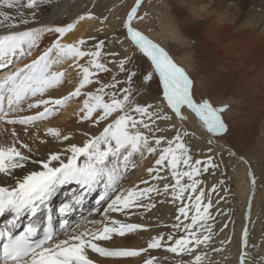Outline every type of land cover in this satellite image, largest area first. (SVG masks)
Here are the masks:
<instances>
[{"label":"snow or ice","instance_id":"6c2138e0","mask_svg":"<svg viewBox=\"0 0 264 264\" xmlns=\"http://www.w3.org/2000/svg\"><path fill=\"white\" fill-rule=\"evenodd\" d=\"M38 2L0 0V28L5 31V34H0V67H4L9 58L18 52L25 53V47L28 49L26 54L30 55L31 50L38 46L43 31L57 34V39L37 59L0 77V217L6 218L5 227L0 229V240L3 241L0 244V264H96L90 253L102 257H139L150 249L162 247L170 253L194 257L188 264H205L207 252L204 248L210 245L213 237V226L209 223L213 219L210 212L213 203L200 188L202 181L197 178L202 172L208 171V166L216 165L211 158L207 161L208 166L204 167V161L193 160L183 139L188 135L187 132L177 131L169 139L156 136V132H164L165 129L159 126L153 128V125L157 120L171 121L173 115L168 114L169 110L181 121H186L188 116L184 110L187 109L199 118L208 132L219 135L228 130L222 117L228 105L214 107L208 99L198 100L193 92L194 81L185 67L178 64L160 44L133 27L135 19L143 18L137 15L143 0H136L126 17V38L150 61L151 71L143 76V80L150 82L158 77L161 83V98L155 106L137 103L131 86L117 90L120 82L115 78L108 84L97 79L100 72L110 71L102 61V55H105L104 41L86 50L84 46L87 41L82 38L75 43L61 42V38L73 31L80 21L93 19L92 14L82 15L66 26L20 30V26L27 25L29 19L34 18ZM13 9L15 15L10 12ZM26 10H32L31 14H26ZM85 57L89 58L87 64H80L79 61ZM69 59L76 62L74 66L81 77L78 86L62 98H45L47 93L64 82L66 76L63 71H54L53 66ZM128 63L130 58L120 60L119 70L128 72L125 67ZM136 75L135 71L128 72L129 85H132ZM94 83L99 84L95 91H83ZM118 91L122 96L118 95ZM81 96L85 99L79 109L82 114L80 119L99 125L111 118L107 126L99 135L88 138L82 146L71 144L63 152L50 153L44 159H33L30 155L32 148L21 140L16 126H22L27 134L30 127L47 120L59 106ZM28 110L36 111L30 115L24 114ZM142 129L149 134H145ZM47 134L64 141L71 139L70 135H62L54 127L48 128ZM145 152L158 155L156 167L148 169L150 174H154L152 178L164 179L160 173L167 169L174 183L165 184L162 193L155 186L143 189L133 186L118 190V182L122 177L119 167L109 166L112 158L122 159L126 171L133 155H143ZM18 170H23V173L17 175ZM102 182H106L114 195H110L103 219L88 222L95 227L80 229L78 225L60 239L49 215L47 228L29 223L24 231L14 233L22 217L28 215L36 218L41 211L51 212L50 202L62 186L75 183L79 187L59 209L61 213L70 211L73 203L82 201L86 195L85 189L91 192ZM252 183L255 184L254 177ZM169 191L174 202H181L177 222L172 225L177 233L182 232L179 237L175 233L167 239L157 235L147 242V247L139 249L102 246V242L112 241L115 236L125 237L146 230L144 225L111 218L112 213L126 215L133 208H147L149 205L145 203V198L150 200L153 192L163 194ZM212 191L215 192L216 188ZM151 207H155V204H151ZM190 212L194 214L189 215ZM247 236L245 230V249L248 246ZM249 255L245 250L240 257V264H248ZM144 264H156V258L149 257ZM179 264L185 262L180 261ZM261 264H264V257L261 258Z\"/></svg>","mask_w":264,"mask_h":264},{"label":"bare ground","instance_id":"6f19581e","mask_svg":"<svg viewBox=\"0 0 264 264\" xmlns=\"http://www.w3.org/2000/svg\"><path fill=\"white\" fill-rule=\"evenodd\" d=\"M145 2L146 0H143L137 13L139 15L144 9V18L135 19L133 27L158 44L161 40L162 45L160 43V46L169 51L176 62L185 67L193 77L197 78L200 74L206 75L203 80L199 81V86L204 90L209 89L211 91L209 94L218 98V102L226 101L229 104L228 110L223 112L228 130L219 135L208 132L199 118L190 110H184V114L188 116L186 121H181L170 110L168 112L173 115V119L169 122L175 121L176 125L180 126L181 132L188 133L183 138L195 144L201 142L206 146L215 145L222 154L228 153L232 160L231 180L234 183L235 175L239 176L237 179L238 194L242 198L241 204H238L240 209L238 213L243 219V224L230 245L231 249H234L233 259L238 262L241 253L245 251L243 247L245 216L248 218L247 248L255 249L251 242L255 244L257 237L251 241V232H253L251 222L258 206L257 183L261 177L264 179V157L255 158L252 154L243 155V151L252 146L257 136L262 135L264 139V0H150L148 3ZM135 3L136 0H122L120 4H112L109 0H39L38 7L34 10V18H30L27 25L20 26V30L66 26L78 20L80 16L90 13L94 18L80 21L73 31L61 38V42L75 43L81 38L84 39L89 33L98 35L101 28L104 30L108 28L117 42L118 51L115 50V52L120 53L115 55L117 63L126 58L131 60L134 54L140 55L139 50L126 36L118 39L115 34L125 26L126 17ZM31 11L26 10V14L30 15ZM10 12L12 15L16 14L15 9ZM99 18L102 19L100 23ZM11 30L13 29H9ZM0 34H5L3 28H0ZM55 39H57L56 33L43 31L38 46L31 50V54H26L28 49L25 47V53L18 52L16 56L10 57L6 65L0 67V77L7 75L8 68H11L14 63L26 62L25 59L29 61L41 54L40 52L46 51ZM88 59L85 57L79 63L87 64ZM75 63L74 60L69 59L53 66L54 71H63L66 76L64 82L47 93L45 98L48 96L62 98L75 90L81 79L78 69L74 66ZM21 64L23 67L24 64ZM111 75V71L101 72L97 79L103 81L105 77H111ZM97 87L98 84L94 83L83 91H95ZM84 99L85 97L81 96L59 106L47 120L39 121L34 127H30L27 134L22 126H16L21 140L32 148L30 155L33 159H44L50 153L63 152L71 144L82 146L88 138L99 135L107 126L111 118L99 125L80 119L82 114L79 109L83 106ZM142 100H147L146 96L145 99L142 97ZM35 111L28 110L24 114H34ZM53 127L59 129L62 135H70L71 139L64 141L51 137L47 134V129ZM148 157L145 153L143 155L134 154L126 171L123 169L122 159L112 158L109 166L119 167L122 177L118 182V190L129 189L133 186L143 188L144 182L152 181V174L148 172V169L154 167L150 166L154 159H149L151 156ZM29 167L37 166L29 165ZM22 173L23 170H18L17 175ZM253 177L255 184L252 183ZM73 184L76 185L75 183L68 184L58 190L49 205L51 212L41 211L36 218L26 215L18 222L16 229H20L23 222L29 220L35 223L42 222L45 228L48 226L49 215L52 217V227L60 239H63L68 231L78 225L80 229L95 227L88 222L103 219L104 209L110 202L108 196L111 189L107 187L106 182H102L91 192L85 189L86 195L82 201L73 203L70 211L59 213L57 201L61 198L64 189L66 190L64 194L68 196L65 203L70 200L72 193L79 187L76 185L69 192V187ZM100 189V194L94 198L96 202L92 203L93 195ZM101 200L102 203L98 205L97 202ZM88 211L91 213L86 215ZM260 214H264V207ZM59 216L60 225L58 224ZM123 216L119 213L111 214V218L120 219L126 223L135 222V217L131 216L132 219L130 217V220H125L127 218L123 219ZM0 219H3L0 221V229H3L6 218L0 217ZM65 222L67 224L63 225ZM127 238V235L126 237L115 236L112 241L102 242V246L124 248L127 245ZM259 248L264 256V242ZM90 255L96 264H112L113 262V257H102L91 253Z\"/></svg>","mask_w":264,"mask_h":264},{"label":"rangeland","instance_id":"374dc122","mask_svg":"<svg viewBox=\"0 0 264 264\" xmlns=\"http://www.w3.org/2000/svg\"><path fill=\"white\" fill-rule=\"evenodd\" d=\"M91 1V0H89ZM112 2V4H120L122 0H109ZM150 0H146L145 3H148ZM46 9V8H43ZM145 10L143 9L138 17H143V12ZM144 18V17H143ZM142 18V19H143ZM139 19V20H142ZM99 23L102 22V19H98ZM150 23V21H149ZM106 28V27H105ZM122 29H119L117 33L115 34L116 38L120 39L121 37L126 36V27H121ZM98 37H96V36ZM92 35V33H89L84 40L87 41V46L85 45V50L88 48H93L95 44H97L99 41H104V49L103 52L105 55H102V61L107 65V67L112 72L111 77H105V79L102 81L100 79L99 81L104 84L112 83L113 78L118 80L120 83L117 85V90L124 87H132L134 93H135V101L139 103L140 105H153L159 103L161 98V83L158 79V77H154V79L150 82H146L143 80V76L151 71V64L148 58H146L142 53L134 54L132 56V59L130 60V64H126L128 66H125L128 72L135 71L137 73L136 77L133 78L132 85H129L127 83V75L128 72H121L119 70V62L117 63V59L115 58V55L120 54L117 48V42L116 39L113 36V33L106 28L104 30L101 28L100 31H98V35L95 34ZM94 38V39H93ZM162 41H159V44ZM196 47V46H194ZM193 47V48H194ZM115 52V53H114ZM37 55V57L29 60L30 62L32 60H35L43 53ZM112 55H107V54ZM193 53V51H192ZM174 58V57H173ZM26 62L20 61L19 64L14 63L11 65V68L9 67L8 73L11 71H14L15 67L18 68L23 63L28 64L30 63L25 59ZM133 61V62H132ZM132 62V63H131ZM19 65V66H18ZM18 66V67H17ZM22 67V66H21ZM11 69V71H10ZM186 69V68H185ZM101 73V72H100ZM191 78L194 81V87L193 92L194 95L198 100L200 99H208L212 105L215 106H222V105H228L229 104L226 101L218 102V98H214L209 94L211 92L209 89L201 88L199 86V81L203 80L206 75L200 74L198 77H193L190 75ZM146 84V85H145ZM99 87V84H98ZM147 87V88H146ZM143 90V91H142ZM141 96H140V95ZM118 95L122 96V93L118 91ZM147 100L145 99V96ZM107 99V97H106ZM223 102V103H222ZM225 102V103H224ZM228 110V108H227ZM170 115V113L168 112ZM223 119H225V116L222 113ZM103 122V121H102ZM101 122V123H102ZM92 123V122H91ZM100 123V124H101ZM173 125H175V128H173ZM159 126L160 128L165 129L164 132H156V136H165L169 139L173 138L175 133L177 132V129L179 132H181L180 126L176 125L175 121L169 122V121H159L157 120L156 124L153 125V128H156ZM177 126V128H176ZM145 131V134H149L147 130ZM260 137V138H258ZM185 143L190 149V154L193 157V160H201L204 161V166L207 165V161L209 158L212 159V162L216 167L208 166L207 172H202L201 175L197 178L200 181H202L200 188L205 192L206 197L211 198L213 207L210 209V212L212 213L213 219L209 221L210 224L213 226V237L210 242V245L206 248H204V251L207 252V256L205 258V264H240V259L238 262H235L234 258V249H231L232 241L235 239V237L238 235L240 231V227L243 224V219H241L239 216L240 209L238 208V204L240 205L242 202L241 195L238 194L239 187L237 184L238 175H235V181L232 183L231 176L233 173L231 172V169L233 168L232 160L227 154H222L220 150H217L215 145H209L206 146L205 143L199 142L198 144H195L194 142H190L188 139H185ZM195 144V145H194ZM163 146V145H162ZM252 154L255 158H263L264 157V139L261 136H257V139H255L252 146H249L243 151V155H250ZM145 155L151 156L149 159H156L158 158V155H149L145 152ZM153 160V161H154ZM150 166L156 167L154 165L155 161ZM154 174H152L153 176ZM161 176L164 177L162 180H154L151 178L152 183L148 182L145 183L144 187L149 186H155L161 189V193L163 190V187L165 184H173L174 179L171 177L170 173L167 169L162 171L160 173ZM261 176V175H260ZM234 177V176H233ZM261 180L258 181V206L256 208V211L253 214V221L251 222L252 230V240L253 241L256 238V246L251 242V244L254 246L255 249H245L250 255L248 258V264H261V258L264 257L262 253L259 251L260 244L264 242V214L261 215L260 211H262L264 207V193L262 194L264 190V179L262 177ZM150 183V184H148ZM76 185L73 184L69 187V192L73 190V188ZM143 187V188H144ZM216 188V191L213 192L212 189ZM140 188V189H143ZM65 189L63 190V194L60 199H58L57 204L58 208L57 211L63 205L65 204V200L68 197L65 193ZM101 189L95 193L91 199L92 203L96 202V199H94L98 194H100ZM112 195L110 192L109 196ZM186 195H188L186 193ZM102 203V200L97 202L99 205ZM145 203L149 205V207H140V208H133L131 210H128L127 214H120L121 216L124 215L122 218L125 220H130V217H135L133 222L135 224H141L145 226L146 230L139 231L138 233L128 234L127 245H125L124 248H144L147 247V242L157 235H163L165 239L168 238L170 234L175 233L177 237H179L181 233H177L176 230L172 227L173 224H175L176 217L179 215L178 208L181 205L180 201L173 200V197L171 196V193H163V194H157L153 192L151 194V199L145 198ZM184 203H188L187 201H184ZM151 204H155V207H151ZM239 212V213H238ZM60 213V211H59ZM91 213V211H88L86 215ZM194 213L190 212L189 215H192ZM60 216L58 224L60 225ZM132 219V217H131ZM183 220V217H181ZM247 216H245V230L247 225ZM137 220V221H136ZM188 221H185L187 223ZM70 223V222H69ZM227 225V227H225ZM250 232V229H248ZM255 231H258L255 233ZM257 234V235H256ZM126 237V236H125ZM203 247V246H202ZM213 249H221L220 251H214ZM244 252V251H243ZM242 252V253H243ZM241 253V255H242ZM149 257H155L156 258V264H179L180 261H184L185 264H188L189 261H191L194 257L189 255H177L174 253H170L166 250L165 247H162L160 249H150L148 253H144L139 257H113L112 264H144L145 259ZM108 263V262H107Z\"/></svg>","mask_w":264,"mask_h":264}]
</instances>
